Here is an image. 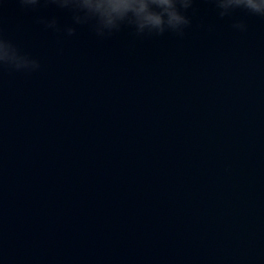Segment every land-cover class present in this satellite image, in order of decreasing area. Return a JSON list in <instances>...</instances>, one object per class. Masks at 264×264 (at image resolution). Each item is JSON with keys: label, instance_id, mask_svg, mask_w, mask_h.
I'll return each instance as SVG.
<instances>
[{"label": "clouds", "instance_id": "9594fccd", "mask_svg": "<svg viewBox=\"0 0 264 264\" xmlns=\"http://www.w3.org/2000/svg\"><path fill=\"white\" fill-rule=\"evenodd\" d=\"M41 0H20L24 6H35ZM220 10L221 17L227 15L230 10L243 8L251 13L264 16V0H213ZM44 3H53L61 8H70L75 13V20L78 23L88 20L95 21V29L98 33L101 26L105 30L118 29L121 24H128L135 27L137 33L145 31L162 34L166 29H171L182 34V29L190 21L182 13L181 9L187 10L191 7L192 0H44ZM80 12L84 15L81 17ZM55 25L52 21L49 26ZM242 27V25H235ZM74 29L69 28L68 33L72 34ZM6 43L8 51L0 53V62L13 64L20 69L18 60H23L24 68L38 67L34 61L26 56L19 55L17 50L8 42L0 39V44Z\"/></svg>", "mask_w": 264, "mask_h": 264}]
</instances>
